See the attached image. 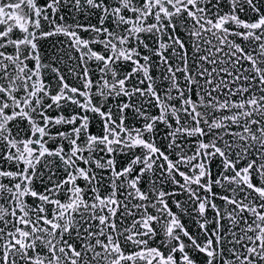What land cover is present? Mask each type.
Here are the masks:
<instances>
[{
  "label": "snow or ice",
  "instance_id": "6c2138e0",
  "mask_svg": "<svg viewBox=\"0 0 264 264\" xmlns=\"http://www.w3.org/2000/svg\"><path fill=\"white\" fill-rule=\"evenodd\" d=\"M0 264H264V0H0Z\"/></svg>",
  "mask_w": 264,
  "mask_h": 264
}]
</instances>
